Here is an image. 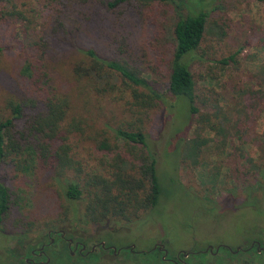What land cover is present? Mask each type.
<instances>
[{"label":"rangeland","instance_id":"rangeland-1","mask_svg":"<svg viewBox=\"0 0 264 264\" xmlns=\"http://www.w3.org/2000/svg\"><path fill=\"white\" fill-rule=\"evenodd\" d=\"M11 1H3L8 9L2 8H15L21 15L0 13V116L7 115L8 98L33 92L36 78L47 93L69 92L72 112L86 122L83 136H70L73 151L95 174L104 172L103 162L112 155L92 137L95 131H107L104 139L113 142L111 130L128 115L127 96L122 98L119 91L113 94L117 99L95 90L79 92L71 78L76 48L92 47L106 57L125 59L152 80L164 99L142 123L161 186L154 207L132 222H92L84 216L83 200L65 196L64 178L3 166L0 175L15 193L12 217L33 219L27 235L35 236L36 225L52 222L87 243L106 239L114 247L131 245L142 253L162 244L170 257L180 249H194L191 257L206 256L205 264H264V247L257 253L247 249L229 254L252 240L264 242V1L208 0L200 48L185 57L195 83L198 113L193 119L183 102L167 92L172 8L132 2L112 10L103 4L82 7L72 0ZM65 13L71 17L68 24H81L83 30L72 44L54 42L45 48L42 32ZM232 54L234 59L221 62ZM195 138L205 142L194 160L187 149ZM16 230L22 229L10 220L0 230V264L20 247L11 235ZM218 243L228 249L204 254ZM127 254H102L94 264H134Z\"/></svg>","mask_w":264,"mask_h":264},{"label":"trees","instance_id":"trees-1","mask_svg":"<svg viewBox=\"0 0 264 264\" xmlns=\"http://www.w3.org/2000/svg\"><path fill=\"white\" fill-rule=\"evenodd\" d=\"M3 1L8 5L12 2L0 0L2 15L16 12L15 8H12L8 10L9 13L5 9H8V6ZM72 1L82 7L88 4L89 8L103 4L112 10L123 3L132 2L148 6L167 5L172 8L175 19L170 32L173 52L169 62L167 92L171 97L180 99L186 106L189 118H194L198 113L195 83L185 57L200 48L209 14L208 0ZM16 14L21 15L18 11ZM68 21H71L68 13L63 17L53 18L40 36L45 48L55 46L54 42L59 46L72 44V39L83 29L81 24L73 26L68 24ZM1 50L0 46V52ZM75 53L71 78L74 81L73 86L79 92L95 90L102 95L108 93L117 99L113 94L119 91L122 98L127 96L124 100L128 115L124 117V124H118L111 130L113 142L107 137L104 139L103 132L107 131H95L92 137L100 149H105L112 155L110 160L103 162L104 172L93 174L89 169H85L73 151L74 145L70 136L76 132L83 136L86 132L83 124L86 125V122L82 118H76L72 112L70 93H47L38 86V78L33 80V92L17 99L10 97L6 100L7 115L0 116V168L8 166L16 172L35 168L48 173L54 179L64 178L62 190L65 196L83 200L84 216L92 222L108 219L126 223L135 221L157 204L161 194L155 161L148 151L142 123L152 111L161 107L163 96L153 86L149 77L125 59L118 56L106 57L92 47H77ZM234 58L232 54L221 62L227 64ZM204 142V139H193V143L188 145L190 148L187 149V154L195 160ZM14 202L15 193L0 175V230L8 224V220L15 227L22 229L11 234L15 242L20 244V247L15 249V254L11 253L10 256L16 261L24 252L30 255L32 242L39 235L46 237L48 229L56 228L52 222L36 225L38 232L36 231L35 236H28L27 233L33 230V219L12 217ZM46 240L49 238L46 237ZM259 242L261 246L258 248L261 249L264 245L262 241ZM56 243H60V246L57 250L49 247L51 254L47 264H90L94 262L89 260L90 258H98L94 253L85 257L72 256L61 238L56 237L54 245ZM248 250L257 253L256 246ZM262 253L264 254V251ZM161 255L162 253L154 248L148 253L128 251L126 256L133 258L134 264H165Z\"/></svg>","mask_w":264,"mask_h":264},{"label":"flooded vegetation","instance_id":"flooded-vegetation-1","mask_svg":"<svg viewBox=\"0 0 264 264\" xmlns=\"http://www.w3.org/2000/svg\"><path fill=\"white\" fill-rule=\"evenodd\" d=\"M46 233H47L46 237H48L49 240H46V237L39 235V237L32 242L33 247L32 249H30L29 252L30 255H26V253L24 252L23 254H21L19 260L14 261L11 259L1 264H47L50 260V254H51L50 251L51 248L49 247L55 248L57 250L60 246V243H56L54 245L56 237L61 238L62 241L66 243L68 251L72 256L79 255L81 257H85L89 253H94L95 255H97V257H99L102 254H109L110 252L111 254L118 256L121 255V252L126 249L131 253L142 252L136 250L134 251L132 249L133 246L131 245L121 246L120 248L114 247L113 244L111 242L109 243L108 241H106V239H102V240L97 239L92 243H87L83 239L73 237L72 235L69 236L64 229H60V228L48 229ZM262 244H264V242H262ZM260 245L261 243L258 240H252L249 246L247 247L240 246L238 250L231 251L229 252V254L232 252L238 253V251L241 252L246 251L248 248L250 249L252 246H256V249L258 251L259 249L258 247ZM154 248H157L162 253L161 258L163 262H165V264H205L204 260L206 259V256L203 260L193 259L191 255H193L195 250L191 248L188 249L187 251H185L184 249H180L179 251L176 252L175 257H170L168 255V251L166 247L162 244H156ZM223 248L228 249V247L222 243H218L214 250L212 249V246H208L205 248L204 254L206 255L207 253L210 254L218 253L220 249ZM225 257L226 255L223 254L222 259H224ZM96 260H93L94 262L90 264H94Z\"/></svg>","mask_w":264,"mask_h":264},{"label":"water","instance_id":"water-1","mask_svg":"<svg viewBox=\"0 0 264 264\" xmlns=\"http://www.w3.org/2000/svg\"><path fill=\"white\" fill-rule=\"evenodd\" d=\"M263 245H264V244H263ZM239 248H240V247H238L237 250H238ZM165 253H166V250H165ZM47 261H48V259H47Z\"/></svg>","mask_w":264,"mask_h":264}]
</instances>
